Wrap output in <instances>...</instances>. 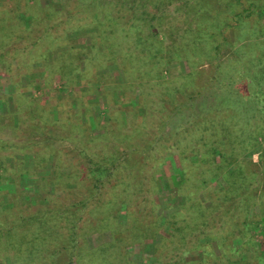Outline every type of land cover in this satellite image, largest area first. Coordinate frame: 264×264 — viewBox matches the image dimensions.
Returning a JSON list of instances; mask_svg holds the SVG:
<instances>
[{"label":"trees","instance_id":"obj_1","mask_svg":"<svg viewBox=\"0 0 264 264\" xmlns=\"http://www.w3.org/2000/svg\"><path fill=\"white\" fill-rule=\"evenodd\" d=\"M165 2L172 4L175 0ZM3 4L0 2V56L7 62H10V58L5 59L7 54L13 55V58L18 56L13 51L15 43H24L20 48L22 50H25L23 45L34 47L45 41L57 44L67 41L68 29L95 27L90 33L91 50L84 59L85 67L95 59L97 51L94 48L98 37L115 38L121 47L123 43L127 45L122 54L127 63L142 52L141 57L136 58L137 63L130 66L137 73L127 75L125 81L129 87H141L142 92L146 93L145 87L152 90L162 77L160 67L168 64L173 56L180 57L181 51L188 54L193 50L185 44L183 48L169 49L165 53L166 47L162 44L139 41L138 37H134L136 28H132L136 26L135 19L132 17L131 28H124L123 24L129 19L124 18L123 14H115L114 6L108 2L101 4V0H60L57 8L39 0H13L11 3L6 2L9 6ZM159 4L156 0H123L118 8L128 6L133 9L131 12L144 9V13L151 15ZM221 4L239 6L226 14L221 11L222 6L216 8L213 20L215 32L209 33L211 38L222 36L229 28L238 29L243 20L253 14V1L220 0ZM203 9L196 10L201 18L205 16ZM218 15L222 18L218 19ZM145 22L150 20L145 18ZM196 36L200 37V33ZM220 42H210L208 50L212 52V57L219 53ZM197 44L205 47L209 43ZM235 44L229 46L235 48ZM237 47L240 46H236L232 60L235 66L225 71L227 87L236 83V88L223 89L222 93L212 91L214 97L221 98L216 104H208L204 100L203 89L190 92L181 100L177 99V93L167 91L165 95L171 100L163 115L164 97L158 101L142 97L139 91V94L129 96L131 101L138 100L139 109L136 106L127 107L123 115L118 110L110 109L114 113H109L107 120L103 121L105 128L101 135L90 136L87 140L81 139V131L73 126L71 131H63L66 134L64 136L58 128H52L58 126H50L48 121L37 117L25 118L22 121L23 128L32 130L29 132L43 131L42 138L19 145L0 139V151H7L9 156L16 159L12 165L17 164L16 174L13 171L11 176L20 178L33 174L39 179L35 193L30 195L31 200L28 202L11 201L10 205L6 203L4 206L1 200L4 196L8 195V200H11L16 195L10 197L0 188V264H114V255L119 257L122 253L120 259H126L128 244L142 243L148 239H157L153 245L156 264H187L183 256L195 248L204 251V258L213 256L209 262L220 264L222 257L231 260V256L240 253L235 238L241 244L246 240L252 241L250 232L257 227L256 222L263 223L261 231L264 233V111L259 116L249 114L256 100L253 94L264 98V91L240 89L237 83L239 72L248 70L253 61L247 55V50L244 52L242 47ZM71 49L64 50L61 56L65 58L66 54L69 55L68 67L75 72L79 70V65L76 68L72 65L73 59L70 57L74 55ZM163 59H166L165 62ZM213 64L220 71L223 62L216 60ZM217 74L215 72L213 79ZM243 75L249 84V74ZM212 83L220 84V81ZM243 92L247 94L243 95ZM199 96L203 99L196 102ZM76 103H80V100ZM182 116L185 118L183 123L179 122ZM68 120L64 119L61 126H65ZM166 127L170 129L165 131ZM175 129H181L184 134L177 137L178 140L169 141L174 137L169 133ZM164 134L169 135L165 137ZM213 134L235 138L239 150L227 155L220 147L219 140L208 142ZM187 137L194 140L197 137L206 145L209 144L213 156L218 153L220 160H214V172L199 181L202 187L191 190L185 184L196 179L183 178V184L177 189L182 202L174 210L173 206L166 205L167 210L172 211L162 215L153 199L155 193L159 192L158 168L164 158L172 156L175 151L181 163L190 162L192 150L184 144ZM51 138L75 142L72 148L76 152L63 161L65 152H54L52 143H49ZM92 142L95 147H100L101 152L91 149ZM255 151L260 152L259 171L250 165V161L249 164L246 161V156L249 157ZM243 153L244 158L241 157ZM73 158L74 162L70 163ZM49 160L53 170L48 175L40 173L49 167ZM197 160L199 163L204 162L202 157ZM7 169L8 166L2 167V171ZM185 169L182 168L183 172ZM65 170L68 172L63 174ZM7 178L10 177L0 173V184ZM63 178L68 183L60 180ZM208 180H215L216 187L206 188ZM58 182L61 185L58 186ZM79 186L84 189L80 192V200H71L75 198ZM62 193L68 198L66 202L61 200ZM254 207L258 208L259 213H253ZM121 216L124 221L120 220ZM165 226L169 233L159 234V229ZM96 232L108 233L110 239L92 247L87 237ZM213 241L220 255L210 251Z\"/></svg>","mask_w":264,"mask_h":264},{"label":"rangeland","instance_id":"obj_2","mask_svg":"<svg viewBox=\"0 0 264 264\" xmlns=\"http://www.w3.org/2000/svg\"><path fill=\"white\" fill-rule=\"evenodd\" d=\"M12 1L0 0V2L5 4H3L4 6H9L10 4L6 5V2L11 3ZM39 1L55 8L60 3V0ZM122 1L101 0V4L108 2L110 6H114L115 14H123L124 18L129 19L123 24L124 28L127 27L126 29L132 27L133 17L136 23V26L132 27L136 28L134 37H138L139 41L146 42L147 40L149 43L153 41L155 44H162L166 47L165 53L169 49L183 48L185 44L187 46L189 45L193 50L188 54L185 51H181L180 57L173 56L168 64H164L162 68L160 67L162 77L158 84L152 87V90L145 87L146 93H143L141 87H138V89L137 87H129L125 81L127 75L131 76V74L137 73L136 70H131L130 66L137 63L136 58L141 57L142 52L138 53L136 58H131L132 62L127 63L125 61L126 59H123L122 56L125 53L123 49H127V45L123 43L121 47L119 41L115 38L98 37L95 43L96 47L94 48L97 51L95 59L85 67L84 59H86V54L91 50L90 33L95 27L68 29L66 33L67 41L57 44L45 41V43L41 45L36 44L34 47L23 45L25 50H22L20 48L24 43H19L18 45L15 43L13 51H16L18 56L13 58V55L7 54L5 59L10 58V62L3 60L0 56L1 140L19 145L35 138H42L41 134L43 131L37 130L29 132L32 130H25V127L23 128L22 121L25 118L32 119L34 117L48 121L50 126H58L52 128H58L57 130L63 133L64 136L66 134L63 131H71L75 127L81 131V139L87 140L90 136L95 137L96 135H101V131L105 128L103 121L107 120L109 113H114L110 109L118 110L122 115L127 107L136 106L139 109V106H137L138 100L133 99L135 102L129 100V96L132 97L135 94H139V91L142 92L140 94L142 97L155 98L158 101L164 97V101H162L165 105H162L163 115H165V111L169 106L168 103L171 100L168 95H165L167 91L171 94H174V92L177 93V99L181 100L188 93L203 89L202 95L204 100L208 104H216L221 98L214 97L212 91L222 93L223 89L229 88L226 85L227 78L225 71L228 72L235 66L232 60H234L236 46L242 47L243 51L247 50V52H244L253 61V64L250 65L248 70H241L239 72L237 77L238 82H236L240 84V89L254 92L255 90L264 91V0H244L246 3L253 1V8L251 6L253 14L243 20L238 29L229 28L222 36H215L213 38L210 37L209 33L215 32L213 20L216 17V8L218 9L222 6V4L220 5V0H175L172 4L165 2V0H156L160 4L151 13L153 17L149 13H144V9L131 12L133 9H129L128 6L122 9L118 8V4L122 3ZM236 6L239 5L233 4L227 6V4H224L221 7V11L225 14L232 12L233 7L235 9ZM201 7L204 8L203 14L205 15L202 18L196 12ZM132 13H134L133 16ZM145 18L149 19L150 22H145ZM220 18L222 17L218 15V19ZM187 31L190 33H186ZM199 33L200 37L196 36ZM197 38L201 41H198ZM223 40H225L224 43ZM208 41H221L219 53L214 57H212V52L208 50V47L211 46ZM198 42L209 44L203 47L197 44ZM234 43H236L235 48H231L229 45H233ZM69 47H72L70 52L74 55L70 57L73 59L72 65L75 68L79 65V70L77 69L75 72L70 70L71 67H68L70 66L67 61L69 55L66 54L65 58L61 56L63 51ZM165 60L163 59L164 62ZM216 60L223 62L220 71H217L213 64V61ZM101 63H103L102 66ZM192 64H194L193 67H191ZM124 65H127L126 68H124ZM227 66L229 67L227 68ZM215 72L218 74L213 79ZM244 73L249 74V84L246 82ZM212 81H220V84L212 83ZM231 88H236V83L230 86L229 89ZM152 92L155 93L154 96ZM246 94L247 92H243V95ZM203 97L199 96L195 101L199 102ZM253 97H256V100L249 114L254 113L256 116H259L264 111V98L257 94H253ZM79 100L80 103H76ZM141 103L140 99L139 104ZM143 108L140 109L143 111ZM66 118L69 120L65 126H61ZM184 121L185 118L183 116L180 117L179 122L183 123ZM180 128L183 129L184 127L181 125ZM169 129V127H166L165 131ZM181 129L179 131L175 129L169 133L176 137H171L169 141L174 139L178 140L184 134L181 133ZM169 134H164V136L167 137ZM187 139V141H184V144L187 145V149L192 150L190 153V162L185 163L182 161L181 163V160L178 158V153L175 151L172 156L165 157L158 168L157 182L159 192L155 193L153 199L157 202L158 207L156 208L162 215H167L172 210L177 209V206L182 202L181 196L177 193V189L183 184V178L193 177L196 179L194 182H186L185 184L191 190H195L196 187H202L199 181L204 177H209L212 171L214 172L213 161L219 162L220 160L218 153L213 156L209 144L206 145L197 139V137L195 140L189 137ZM211 140H219L221 142L220 147L227 155L231 151L233 155V153L239 150L235 138H229L228 136L225 138L224 136L213 134L208 142ZM258 140L262 139L259 138ZM49 143H52V150L54 152L60 153L61 150L65 152L64 155L66 156L62 155L64 156L63 161H67L71 157L68 155L76 152L72 148L76 143L67 139L58 138L56 140L51 138ZM94 145L92 142L91 149L97 153L101 152L100 147H95ZM262 146L264 147V143ZM7 153V151H0V155L3 157L0 159V161H3L2 164L0 163V173L10 178H7L1 183L0 188L3 189L4 194L7 192L10 197L14 194L16 196L11 200H8V195L4 196L1 199L2 203L4 201V206H6V203L10 205L11 201L18 203L28 202V200H31L30 195H34L35 193L36 184L39 179L33 174L24 175L20 178L11 176V172L13 171L16 174L15 166L17 164L12 166L15 164L16 159ZM201 153L202 156L200 155ZM259 153V151H255L249 157L246 156L248 164L250 161V165L258 171L260 167ZM244 156L245 153L241 157L244 158ZM199 157L204 158V162L199 163L197 160ZM74 160L73 158L70 163L74 162ZM47 165L49 167L40 173L48 175L53 170L51 160H49ZM182 165L186 168L184 172ZM4 166H8L6 171H2V167ZM60 168H64V166ZM66 172L68 171L65 170L62 173L65 174ZM200 172L203 173L200 174ZM60 180L68 183L66 178ZM57 185L59 186L61 184L58 182ZM210 187H216L215 180H208L206 188L209 189ZM78 188L79 190L76 191L75 198L69 197V199L72 198L71 200L75 201L80 200L82 196L80 192H83L84 189L80 186ZM27 194L29 195L26 196ZM61 197V200L64 202L68 200L67 196L63 193ZM166 205L173 206L172 210H167ZM254 212L259 213L257 207L253 208ZM120 220L124 221V217L121 216ZM262 225L263 223L261 221L259 223L256 222L257 227L251 229L250 235L252 241L248 242L246 240L241 244L240 240L235 238L234 242L237 244L239 248L238 252L240 253H235L234 256H231V260H227V257V259L222 257L220 264H264V258L260 259L261 257H259L264 256V233L261 231ZM167 228V226L162 228L163 230L160 228L158 233H169ZM87 238L89 244L94 247L108 241L110 236L105 232H96L90 234ZM155 242H157V239H148L146 242L133 245L128 244L125 250L128 251V253L125 252L127 254L126 259L124 261L120 259L122 253L119 254V257L114 255V264H156L157 258L153 255V245ZM209 248L215 255H220L219 248L214 241ZM203 252V250L196 248L192 249L185 253L183 256L184 261L187 264H213L209 262V259H213V256L204 258ZM118 259H120L119 263Z\"/></svg>","mask_w":264,"mask_h":264}]
</instances>
